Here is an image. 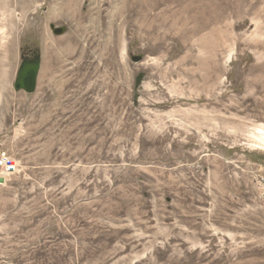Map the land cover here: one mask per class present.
<instances>
[{
	"label": "rangeland",
	"instance_id": "rangeland-1",
	"mask_svg": "<svg viewBox=\"0 0 264 264\" xmlns=\"http://www.w3.org/2000/svg\"><path fill=\"white\" fill-rule=\"evenodd\" d=\"M262 126L264 0H0V264H264Z\"/></svg>",
	"mask_w": 264,
	"mask_h": 264
},
{
	"label": "water",
	"instance_id": "water-1",
	"mask_svg": "<svg viewBox=\"0 0 264 264\" xmlns=\"http://www.w3.org/2000/svg\"><path fill=\"white\" fill-rule=\"evenodd\" d=\"M56 35H62L63 29H56L53 26ZM142 56L133 57L134 62H140ZM41 69L40 60L30 61L25 60L18 72L17 78L14 83L16 91H26L28 94H34L38 86V78Z\"/></svg>",
	"mask_w": 264,
	"mask_h": 264
},
{
	"label": "built area",
	"instance_id": "built-area-1",
	"mask_svg": "<svg viewBox=\"0 0 264 264\" xmlns=\"http://www.w3.org/2000/svg\"><path fill=\"white\" fill-rule=\"evenodd\" d=\"M17 169L18 164L15 159L7 151L0 149V179L11 177L17 172ZM258 182L264 188V175L259 177Z\"/></svg>",
	"mask_w": 264,
	"mask_h": 264
},
{
	"label": "bare ground",
	"instance_id": "bare-ground-1",
	"mask_svg": "<svg viewBox=\"0 0 264 264\" xmlns=\"http://www.w3.org/2000/svg\"><path fill=\"white\" fill-rule=\"evenodd\" d=\"M229 61H230V58H229ZM256 135L258 136V139L260 140L259 144L264 147V126L259 127L257 129Z\"/></svg>",
	"mask_w": 264,
	"mask_h": 264
}]
</instances>
